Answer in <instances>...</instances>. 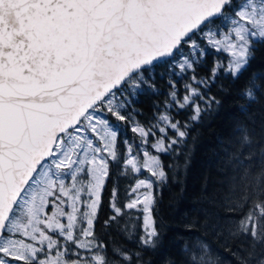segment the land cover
<instances>
[{
	"label": "snow or ice",
	"instance_id": "obj_1",
	"mask_svg": "<svg viewBox=\"0 0 264 264\" xmlns=\"http://www.w3.org/2000/svg\"><path fill=\"white\" fill-rule=\"evenodd\" d=\"M258 54L264 0H0V264H143L163 241L159 154L219 106L210 93L221 76L248 73L242 96L264 88L249 72ZM146 91L163 97L147 122L135 103ZM105 207V226L139 229V251L109 248L96 228ZM218 259L197 237L166 264Z\"/></svg>",
	"mask_w": 264,
	"mask_h": 264
},
{
	"label": "trees",
	"instance_id": "obj_2",
	"mask_svg": "<svg viewBox=\"0 0 264 264\" xmlns=\"http://www.w3.org/2000/svg\"><path fill=\"white\" fill-rule=\"evenodd\" d=\"M213 56L207 57L201 73H207ZM249 72L264 81V55L258 54ZM247 75L239 81L221 76L210 93L220 101L219 106L213 105L201 120L188 126L177 151L159 154L167 175L154 193L163 241L155 250L142 252L143 264L178 259L181 247L197 237L212 245L219 257L216 264H239L231 250L238 251L247 264H258L264 258V221L255 212H264V88L251 89L253 97L240 95ZM156 83L161 92L167 90L159 76ZM162 99L147 91L140 95L135 103L143 115L138 118L147 122L153 114V101ZM186 117L187 113L181 112L178 119L183 122ZM125 134L132 135L126 129ZM168 135L175 133L169 131ZM145 175L140 173L141 178ZM125 183L120 180L122 187ZM107 214L105 207L96 228L109 248L139 251L135 240L139 229L130 238L131 226L129 231H121L103 224ZM249 220L253 221L251 229ZM192 223L199 229L189 230ZM124 227L121 223L120 228ZM225 240L228 247L219 248Z\"/></svg>",
	"mask_w": 264,
	"mask_h": 264
},
{
	"label": "water",
	"instance_id": "obj_3",
	"mask_svg": "<svg viewBox=\"0 0 264 264\" xmlns=\"http://www.w3.org/2000/svg\"><path fill=\"white\" fill-rule=\"evenodd\" d=\"M4 195H5V193H4L3 186H2V185H0V207H2V206H3Z\"/></svg>",
	"mask_w": 264,
	"mask_h": 264
}]
</instances>
